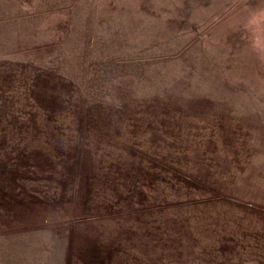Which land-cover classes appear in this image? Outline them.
I'll return each instance as SVG.
<instances>
[{
	"label": "rangeland",
	"instance_id": "374dc122",
	"mask_svg": "<svg viewBox=\"0 0 264 264\" xmlns=\"http://www.w3.org/2000/svg\"><path fill=\"white\" fill-rule=\"evenodd\" d=\"M0 264H264V0H0Z\"/></svg>",
	"mask_w": 264,
	"mask_h": 264
}]
</instances>
